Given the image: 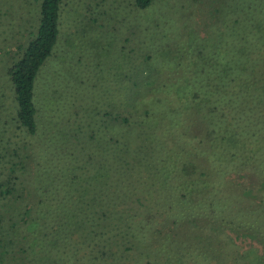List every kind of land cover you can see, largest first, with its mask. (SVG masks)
<instances>
[{
    "label": "rangeland",
    "instance_id": "obj_1",
    "mask_svg": "<svg viewBox=\"0 0 264 264\" xmlns=\"http://www.w3.org/2000/svg\"><path fill=\"white\" fill-rule=\"evenodd\" d=\"M132 3L62 0L59 37L46 60L52 72L44 71L45 103L51 87L55 90L58 85L61 92L73 86L76 104L94 105L92 94L85 95L88 83L79 79L83 67L74 62L81 49L86 51L82 64L88 66L96 61L99 48H108L100 51L108 54L104 63L119 56L115 62L120 64L124 60L117 42L127 48L135 42L137 48L148 44L165 61L177 56L186 63L198 56L202 63L217 65L216 88L225 75L232 77L229 88H235L238 65L257 73L251 83L264 87V0H153L140 12ZM38 9L39 0H0V264H264V99L247 110L251 120L244 134L247 140L241 142L243 148L235 149L229 174L232 212L217 222L221 228L215 251L206 242H190L201 221L188 230L181 217L172 223L170 197L179 179L163 181L145 161L135 164L122 183V173L90 176L80 169L77 177H66L69 187L62 188L52 183L54 178L33 171L35 161L19 155L30 138L11 120L13 95L6 75L11 54L5 50L13 52L24 45L36 25ZM135 25L137 36L131 35ZM162 35L167 41L159 43ZM133 63L137 79L146 62L137 58ZM66 71L77 74L73 81L66 78ZM251 78L247 76L250 90ZM256 136L260 138L255 140ZM172 206L179 210L177 204Z\"/></svg>",
    "mask_w": 264,
    "mask_h": 264
},
{
    "label": "trees",
    "instance_id": "obj_2",
    "mask_svg": "<svg viewBox=\"0 0 264 264\" xmlns=\"http://www.w3.org/2000/svg\"><path fill=\"white\" fill-rule=\"evenodd\" d=\"M61 2L39 0L36 25L24 45H17L13 52L5 50L11 54L6 68L13 95L14 116L10 119L30 138L22 145L24 153L19 155L35 161L33 171L54 178L52 183L56 181L62 188L69 187L66 177H77L80 169L87 170L90 176L92 172L107 177L122 173V183L131 170L145 161L148 170L156 169L163 181L170 177L173 182L179 179L170 197L172 223L176 225L181 217L188 230L192 223L201 221L200 229L190 230V242H206L215 251L221 228L217 222L232 212L229 174L237 155L235 149L243 148L246 125L251 123L247 110L252 103L258 105L264 99V87L258 89L251 83L257 73L238 65L235 88H229L232 77L228 75L221 78V85L216 88L215 78L220 76L215 70L217 65L202 63L198 56L186 63L177 56L165 61L163 54H154L148 44L137 48L135 42L127 48L125 43L117 42L125 62L116 63L121 60L118 56L109 64L104 63L103 57L108 54L100 51L108 48H99L96 61L88 66L82 64L86 51L81 49L79 61L74 62L83 67L79 79L88 83L85 95L92 94L94 105L76 104L73 86L61 92L58 85L55 90L51 87L45 103L44 81L52 72L49 73L46 60L52 56L59 37ZM152 2L133 0L132 5L140 12ZM137 25L132 26L135 31L131 29V35L137 36ZM155 32H161L159 24L155 25ZM76 41L75 37L73 42H80ZM162 41H167L165 35L158 42ZM137 58H144L146 64L135 79L133 59ZM76 75L66 71V78L72 81ZM248 75L253 78L251 90ZM239 78L245 80L239 82ZM108 85L112 87L106 92ZM100 92H104L102 100ZM40 139L44 140L41 146ZM172 204H177L179 210ZM140 232L145 234V229Z\"/></svg>",
    "mask_w": 264,
    "mask_h": 264
}]
</instances>
